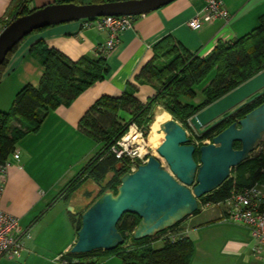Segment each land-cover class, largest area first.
<instances>
[{"label":"crops","instance_id":"1","mask_svg":"<svg viewBox=\"0 0 264 264\" xmlns=\"http://www.w3.org/2000/svg\"><path fill=\"white\" fill-rule=\"evenodd\" d=\"M13 2L0 0L1 27ZM223 2L229 19L206 24L198 31L190 29L187 23L203 11V0H172L153 12L137 16L132 27L119 34L116 47L105 56L104 80L90 86L72 103L50 111L37 131L25 132L16 144L18 157L11 155L8 159L0 209L17 217L29 237L18 259H2L0 264H61L58 258L77 239L76 225L70 216L77 217L83 211L78 191L65 197L64 189L99 152L98 144L79 130L81 118L100 97H118L130 83L137 86L138 101L145 103L152 98L154 86L138 84L135 76L151 60L154 47L162 39L170 38L189 54L203 58L219 43L234 42L258 27L264 15V0ZM58 3L74 0H29L27 8L35 10ZM107 39V32L84 29L81 21L53 25L28 35L2 70L0 111L10 110L15 95L25 85L38 87L44 68L40 59L30 53L35 43L42 41L46 47L77 61L81 57L95 59L96 49ZM117 117L123 123L130 115L119 111ZM69 206L74 214L67 210ZM225 212L226 206L222 204H201L196 214L173 228L191 240V264H264L252 252L248 230L230 222ZM152 245L161 248L163 241L154 240ZM88 260L96 264H121L116 255L99 254Z\"/></svg>","mask_w":264,"mask_h":264},{"label":"trees","instance_id":"2","mask_svg":"<svg viewBox=\"0 0 264 264\" xmlns=\"http://www.w3.org/2000/svg\"><path fill=\"white\" fill-rule=\"evenodd\" d=\"M111 1L115 0H74V3ZM28 3L29 0H14L8 19L1 23L3 28L15 18L33 12L34 10H28ZM25 38L16 44L6 57L0 68V77L9 57ZM161 48L165 49L162 50L163 53ZM153 50L151 60L135 76L138 84L148 83L154 86L155 95L152 98L145 103L138 101L135 96L137 86L130 83L118 97H100L81 118L79 130L96 144L101 145V149L70 181L68 187L64 189L63 196L69 197L87 178L99 183L114 170L115 174L104 186H101L95 200L106 192L116 194L120 178L129 171L110 152V147L124 136L129 125V123L119 121L117 117L119 111L132 116V122L138 126L142 123L149 125L151 111L157 104H162L174 121L179 122L184 129L190 130L191 117L264 70V15L254 30L234 42L219 43L209 55L203 58L189 54L170 38L162 39ZM30 53L40 59L44 68L43 75L38 87L25 85L15 95L10 110L0 111V165L5 164L13 154L17 142L26 131H37L50 111L62 104L72 103L90 86L104 80L107 73L105 56L100 53H96L95 59L81 57L77 61H72L56 49L46 47L42 41L35 43ZM158 57L167 62L161 71L154 65ZM159 76L161 77L158 78ZM206 82L207 85L202 91L204 99L199 105L194 106L181 101V98L192 99L195 96L194 88ZM156 85H160V88ZM263 102L264 95L203 135H195L196 141L209 140L212 142L216 135ZM234 148H239V144H235ZM198 155L196 151L194 159L197 162ZM247 162L248 160L233 167L230 174ZM249 164L255 165L256 168L249 178H243V174L236 177L229 175L219 188L199 199L202 204L224 203L234 192L256 183H264V155L262 154ZM70 219L78 231L81 227V215L70 216ZM139 220V217L133 214H124L121 217L117 230L123 237L124 243L115 250H95L87 254H73L68 251L62 255L61 260L66 264H96V261H87V259L104 254L116 255L121 264H191L193 244L188 238L182 237L175 242L165 239L161 248L152 247V238L135 241L133 232ZM127 234H132V244L131 247L123 248Z\"/></svg>","mask_w":264,"mask_h":264},{"label":"water","instance_id":"3","mask_svg":"<svg viewBox=\"0 0 264 264\" xmlns=\"http://www.w3.org/2000/svg\"><path fill=\"white\" fill-rule=\"evenodd\" d=\"M172 0H117L104 3H58L19 16L0 33V68L11 50L31 33L53 25L105 16H142ZM264 95V70L190 118L198 135L234 116ZM151 126V125H150ZM164 141L156 149L168 169L150 156L120 178L116 194L106 192L81 214V227L69 252L112 251L124 243L117 224L124 214L139 217L135 241L175 227L198 209V200L219 188L233 167L249 159L264 139V102L199 148L173 119L159 126ZM239 144V148H234ZM198 151V162L194 154ZM67 210L74 214L73 207Z\"/></svg>","mask_w":264,"mask_h":264},{"label":"built area","instance_id":"4","mask_svg":"<svg viewBox=\"0 0 264 264\" xmlns=\"http://www.w3.org/2000/svg\"><path fill=\"white\" fill-rule=\"evenodd\" d=\"M203 11L188 21V27L198 31L206 24L224 19H229V13L224 6L223 0H203ZM137 16H105L93 19L82 20V28H94L108 34V39L104 45L96 49V53L106 56L117 45L118 36L121 32L132 27ZM3 27L0 26V33ZM132 127L134 134L128 136ZM150 147L146 145L143 133L133 124L129 131L124 134L114 145L110 147V152L119 163L128 168V173H133L137 165L145 164L151 156ZM19 155L15 150L12 154L14 158ZM10 163L0 165V197L3 191V182L6 170ZM222 205L226 206V215L230 222L244 226L253 243L252 252L259 260H264V183H256L250 187L234 192L232 196ZM158 240L168 239L171 242L183 236L173 228L159 233ZM158 235V234H157ZM29 237L28 231L22 229L18 218L5 213L0 209V260L18 259L24 250L25 239ZM62 256L58 258L61 264Z\"/></svg>","mask_w":264,"mask_h":264},{"label":"rangeland","instance_id":"5","mask_svg":"<svg viewBox=\"0 0 264 264\" xmlns=\"http://www.w3.org/2000/svg\"><path fill=\"white\" fill-rule=\"evenodd\" d=\"M162 50H165L164 48H161V52ZM163 53V52H162ZM167 62H165L162 58L158 57L155 61H154V65H156V69L158 70H162L163 67H165ZM161 76H159L158 78H160ZM164 81V80H163ZM157 84V83H156ZM205 85H207V82L202 84L201 86H197L194 88L195 91V96L192 99L189 98H181V101L184 103H191L194 106L199 105L204 97L202 95V91L205 88ZM158 88H160V85H156ZM158 112H161V114L157 115ZM165 114L168 116V119H173V117L164 109V106L162 104H157L153 110L150 113L149 119H151V122L149 123V125H146L145 123H142L141 125H137L135 122H132L133 118L132 116H130L129 120L126 121L125 123H129V125L127 126V130L126 133L129 131V127L133 124H136L138 129L142 131L143 133V138L145 139V141L147 142L148 145H150V152H151V156L157 158L160 163L162 164V166L165 169H168L167 165L165 164L164 160L161 159L159 157V155L156 152V149L158 148V146L164 141V134L161 133L159 135H157V131L154 132L153 129L155 128H151L150 125L153 123L154 120L159 121V123H162V115ZM159 117V118H158ZM174 120V119H173ZM162 121V122H161ZM177 122V121H176ZM181 127H183L179 122H177ZM190 125V124H189ZM191 127V125H190ZM184 128V127H183ZM158 130V127H157ZM186 130L187 133V137L191 140V143H193L194 145H196V147L198 148L201 145H205V144H210L211 141L207 140V141H203V142H198L195 139V135H198L193 128L191 127L190 130ZM162 135V136H160ZM101 146L98 144L96 146V150H100ZM264 150V139L262 140V142L260 143V145L258 146V148L250 155L248 162L246 164H244L243 166L239 167L238 169H235L231 174L230 177H236L239 176L241 174H243V178L247 179L249 178L252 173L256 170L255 165L253 164H249L252 163L255 159H257L259 156H262V151ZM90 161V160H89ZM87 165V164H86ZM85 165V166H86ZM115 174V170L114 172H110L105 178H103V180H101L99 183L93 181L91 178H87L85 181H83L81 183V186L78 188L79 190H75L78 191V200L79 202L82 204L83 206V211L82 213L95 201L96 199V195L97 193L100 191L101 186H104L110 179L111 177ZM120 184V183H119ZM119 186V185H118ZM117 186V187H118ZM117 190V189H116ZM202 204L201 200H198V209H199V205ZM198 211V210H197ZM167 231V230H166ZM165 232V231H164ZM160 234L156 235L155 237L152 238V240H158V236ZM126 244L124 247H131L130 245L132 244V234H127L126 235ZM153 248L155 246H152Z\"/></svg>","mask_w":264,"mask_h":264},{"label":"bare ground","instance_id":"6","mask_svg":"<svg viewBox=\"0 0 264 264\" xmlns=\"http://www.w3.org/2000/svg\"><path fill=\"white\" fill-rule=\"evenodd\" d=\"M159 114H161V112H158L157 115H159ZM162 116H163V117H162V120H163V122H165V121L168 119V116L165 115V114H163ZM158 118H159V117H158ZM161 122H162V121H161ZM163 122H162V123H163ZM162 123H159V121L154 120L153 123H152L151 126H150L151 128H154V127H155V128L153 129V131H154V132L157 131V132H156L157 135L163 133V132H161V131L159 130V126H160V124H162ZM157 127H158V130H157ZM133 134H134V128L132 127V129H131L130 133L128 134V136H132ZM160 136H162V135H160ZM145 142H146V141H145ZM146 145L150 147V145H148L147 142H146Z\"/></svg>","mask_w":264,"mask_h":264}]
</instances>
